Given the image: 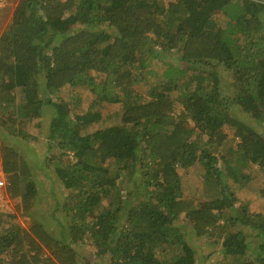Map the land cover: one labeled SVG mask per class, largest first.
Wrapping results in <instances>:
<instances>
[{
  "label": "trees",
  "instance_id": "16d2710c",
  "mask_svg": "<svg viewBox=\"0 0 264 264\" xmlns=\"http://www.w3.org/2000/svg\"><path fill=\"white\" fill-rule=\"evenodd\" d=\"M79 90L93 96L83 114ZM47 110L57 232L32 217L39 190L14 145L38 139ZM263 125L264 0H18L0 36V157L32 222L0 213V264H88L87 245L106 264H200L181 218L217 236V264H264V213L237 197L247 170L264 176ZM196 166L201 203L179 173Z\"/></svg>",
  "mask_w": 264,
  "mask_h": 264
},
{
  "label": "rangeland",
  "instance_id": "374dc122",
  "mask_svg": "<svg viewBox=\"0 0 264 264\" xmlns=\"http://www.w3.org/2000/svg\"><path fill=\"white\" fill-rule=\"evenodd\" d=\"M176 0H166V3L175 2ZM18 3V0H0V36L8 24L11 22V18L13 16L14 9ZM158 72H162V68L158 67ZM225 76V85L229 82V75ZM81 95L82 104L80 107L76 109V112L79 114H83L89 108V105L92 100V94L89 93L88 90H79ZM58 95V94H57ZM225 95H228L225 91ZM59 96L63 98L65 101L69 103H74V99L76 98L74 93H71L69 89L63 88L59 93ZM119 110L118 104H110L109 106L101 105L96 110L100 115L104 117L113 114L114 111ZM50 110H47V114L45 113L44 117L40 121H35L30 128L29 131L31 136L37 138L35 140H31L29 142H24V144L17 146L14 144L19 150H21L22 154L29 162L32 172L33 179L36 181L39 190L38 202L36 204V208L32 217H36L40 221L49 222V228L53 232L58 231V227L53 221L52 213L55 216L62 217V212L57 210V206L59 203L63 202V198L65 195V190L62 185H59V181L57 179L56 173L52 170L51 167L46 165L45 157L48 156L47 153V133L49 131V124L53 118V115L49 113ZM39 123V127L37 124ZM110 123V122H107ZM259 132L264 133V125L257 126ZM94 129H90V132ZM41 131V133H40ZM227 133L230 134V138L232 137V130L227 129ZM226 154V149L222 151V155ZM202 167L196 166L194 168L189 169L187 173L184 171H179L180 175L186 174L183 177L184 191L185 195L192 200H196L197 203H201L205 201L206 198L202 197V189H203V178H202ZM254 177L253 181L243 182L245 185L242 186V189L237 190V197L242 201H248L251 204V210L256 213H264V201H262L258 194L257 190L262 185L264 181V176L261 171L257 167H253V169L247 170ZM200 174V175H199ZM230 182L235 185L237 188V184L230 180ZM241 184V183H239ZM123 188V187H122ZM0 213L15 215L19 224H21L25 228H29L32 222V217H27L16 209V203L10 198L8 192L3 199V202L0 203ZM179 226H181L183 233L186 235V239L193 246V248L197 252V256L199 258L200 264H217L221 259L222 252L220 250L221 246L213 240L218 239L217 236L214 238L206 237H197L194 234L193 228L191 224L181 218L179 221ZM249 233L251 231L248 230ZM82 259L83 261L89 262L88 264H106L96 258L93 248L90 245H87L82 249Z\"/></svg>",
  "mask_w": 264,
  "mask_h": 264
},
{
  "label": "built area",
  "instance_id": "2783aa9c",
  "mask_svg": "<svg viewBox=\"0 0 264 264\" xmlns=\"http://www.w3.org/2000/svg\"><path fill=\"white\" fill-rule=\"evenodd\" d=\"M7 194V179L3 168L2 159L0 157V203L3 202Z\"/></svg>",
  "mask_w": 264,
  "mask_h": 264
}]
</instances>
